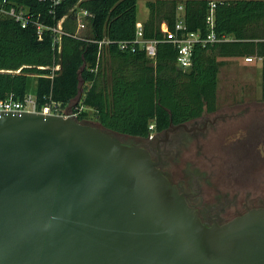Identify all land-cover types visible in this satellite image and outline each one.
<instances>
[{"label": "water", "instance_id": "95a60500", "mask_svg": "<svg viewBox=\"0 0 264 264\" xmlns=\"http://www.w3.org/2000/svg\"><path fill=\"white\" fill-rule=\"evenodd\" d=\"M0 264H264V209L207 227L143 146L0 111Z\"/></svg>", "mask_w": 264, "mask_h": 264}, {"label": "trees", "instance_id": "16d2710c", "mask_svg": "<svg viewBox=\"0 0 264 264\" xmlns=\"http://www.w3.org/2000/svg\"><path fill=\"white\" fill-rule=\"evenodd\" d=\"M207 0H156L146 2L148 17L143 38L155 40L154 61L143 51L120 50L118 43H132L136 30V0H64L49 14V5L21 0L33 19L55 27L62 19L59 43L44 32L34 44L35 31L10 19H0V101H22L28 79L36 78L35 100L39 108L49 105L59 114L77 113L79 123L93 121L104 131L147 140L169 125L199 119L217 110L218 73L221 58L262 59L261 98L264 101V0L215 2L211 31L222 41L195 45L191 66H176V51L165 41L160 25L172 30L176 9L183 6L189 32L209 33ZM91 14L86 30L76 33V12ZM108 40L109 45L99 46ZM58 69H55L56 67ZM81 93V94H80ZM153 125L154 129L149 130Z\"/></svg>", "mask_w": 264, "mask_h": 264}, {"label": "flooded vegetation", "instance_id": "af4514ba", "mask_svg": "<svg viewBox=\"0 0 264 264\" xmlns=\"http://www.w3.org/2000/svg\"><path fill=\"white\" fill-rule=\"evenodd\" d=\"M252 115L248 119L257 117ZM229 118L230 116L218 115L216 110L214 113L204 114L199 119L186 124L169 125L162 133L153 134L144 143H138L148 151L161 174L177 188L180 194L184 195L188 206L197 212L200 222L207 227L214 224L223 225L250 210L264 209V204L256 205L257 202L254 199L229 201L227 197L229 194H223V191L216 192L211 197L208 196L210 192L207 190L211 191L217 184L212 180L214 167L230 162L223 161L227 158L224 157L225 159L222 160L219 153L216 155H214L215 152L205 153L203 175L190 170L187 178L183 176L173 182L168 174V171L179 162V156L191 147L202 145L204 149H209L214 146L217 136L221 138L228 129L226 125ZM232 118L243 122L244 125L241 127L245 129L243 133H240V138L235 141L232 154L230 152V159L234 160L232 162L234 173L227 177L232 180L228 182V189L234 192L250 182V184L254 181L264 182V136L262 139L260 137V141L256 140L260 130L259 125L248 127L246 123L251 120H246L247 116L232 115Z\"/></svg>", "mask_w": 264, "mask_h": 264}, {"label": "rangeland", "instance_id": "374dc122", "mask_svg": "<svg viewBox=\"0 0 264 264\" xmlns=\"http://www.w3.org/2000/svg\"><path fill=\"white\" fill-rule=\"evenodd\" d=\"M147 1L149 0H137V21H141L147 16L148 10L145 6V2ZM82 34L88 35V32L81 31L80 35ZM251 66L256 68L248 70L236 67L235 69L229 68L220 71L217 88V114L230 116L226 125V128L228 129L225 130L226 132L221 138L217 136L216 142L214 141L213 143L214 146L209 147V149H204L202 145H199L191 147L189 150L182 153L179 156V162L173 166L172 170L168 171V174L173 182L178 181L183 176L187 178L190 170L195 171L199 175H203L205 168V153L215 152L214 155L219 153V157L222 160L225 159L224 157L227 158V160L223 161L230 162L222 163L214 167L212 180H214L217 184H215L211 191L207 190L210 192L208 193V196L211 197L214 193L223 191V194H229L227 195L229 201L254 199V201L257 202L255 203L256 205L264 204V182L259 183L254 181V187L253 184H250V182L247 186L242 187L239 191L235 190L234 192L228 189V182H232V180L227 177L229 174L231 175L234 173V169H232V165H234L232 162L234 160L230 159L231 154L234 151V143L238 140V138H240V133L245 131V129L241 127L244 123L235 120L232 118V115L247 116L246 120L250 116H253L252 114L256 115L257 117L248 119L251 120V122L246 123V125L248 127L259 125L260 130H258L259 133L256 136L257 141H260V137L262 139L264 136V101L261 98L262 62L259 59H254ZM35 89L36 78L34 76H30L28 79L27 94L34 97ZM83 110L87 112L88 117L82 124L101 130L102 132L114 137L122 144L134 145L144 143L145 140L130 138L104 131L93 121L92 112L88 109ZM67 111L71 112V109Z\"/></svg>", "mask_w": 264, "mask_h": 264}, {"label": "built area", "instance_id": "2783aa9c", "mask_svg": "<svg viewBox=\"0 0 264 264\" xmlns=\"http://www.w3.org/2000/svg\"><path fill=\"white\" fill-rule=\"evenodd\" d=\"M21 0H0V19H10L18 23L21 28H26L31 25L35 31L34 40L42 42L44 32L48 31L52 34L53 43H59L61 36V23L62 19L57 22L55 27L47 26L39 20V18L33 19L28 10L20 4ZM25 1H36L39 3H47L49 5V14H53L54 9L59 7L64 0H25ZM215 4H209V14L206 19L207 26L209 27V33L205 37H200L196 32H189L184 24L183 16L178 17L172 30H168L166 27L160 28L164 35L165 41L170 43L176 51L175 64L180 69H187L191 66L193 49L195 45L205 47L214 43L228 41V37H222L217 39L214 33L211 31L213 27V11ZM182 8L179 7L178 10ZM91 18V14L86 11L79 10L76 12V24L77 33L86 28L87 20ZM101 45H109L108 40H103L98 43ZM158 44L155 40H147L143 38L142 27L136 26L135 39L132 43L121 42L118 43L120 50L131 49L135 52L136 49H140L144 52L147 59L154 61L156 57V45ZM262 62V59H259ZM245 62H251L252 58H245ZM57 66L55 69H58ZM0 111L8 112H27V113H39L42 115H56L63 117H76L77 113L63 112L59 114L57 110H53L49 105L38 107L35 97L27 95L22 101H14L7 99L0 101ZM154 129L153 125L149 126V130ZM152 135L149 137L151 138Z\"/></svg>", "mask_w": 264, "mask_h": 264}, {"label": "crops", "instance_id": "0c3cea01", "mask_svg": "<svg viewBox=\"0 0 264 264\" xmlns=\"http://www.w3.org/2000/svg\"><path fill=\"white\" fill-rule=\"evenodd\" d=\"M149 1H156V0H149ZM149 1H147V2H149ZM176 1H186V0H176ZM207 1L212 2V3H215V2L228 1V0H207ZM145 4H146V2H145ZM179 7H181L182 9L181 10H178ZM136 9H137V0H136ZM183 15H184V13H183V6L182 5H179L177 7V9H176V17L177 18L178 17L180 18ZM147 17H148V14L141 21H137V15H136V22H137L136 23V26L142 27L143 26V23L146 21ZM76 26H77V24H76ZM161 27L162 28H164V27L167 28V26H166L165 23H162L160 25V28ZM85 30H86V28L84 30H82V31H85ZM80 32L81 31H79L77 33V27H76V33L77 34H80ZM244 59L245 58H221V59H218V61H220L222 63L221 67L219 68L220 70H219V73H218V80H219L220 71L223 70V69H229V68L235 69L237 67L239 69H248L249 70V69H255L256 68L254 66H251V64L253 63L254 59L257 60V58L252 57V61L251 62H245Z\"/></svg>", "mask_w": 264, "mask_h": 264}]
</instances>
